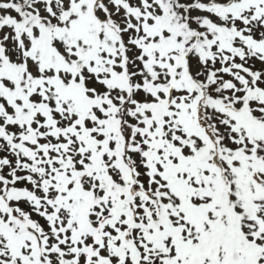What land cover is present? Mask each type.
<instances>
[{
	"label": "snow or ice",
	"instance_id": "obj_1",
	"mask_svg": "<svg viewBox=\"0 0 264 264\" xmlns=\"http://www.w3.org/2000/svg\"><path fill=\"white\" fill-rule=\"evenodd\" d=\"M0 264H264V0H0Z\"/></svg>",
	"mask_w": 264,
	"mask_h": 264
}]
</instances>
